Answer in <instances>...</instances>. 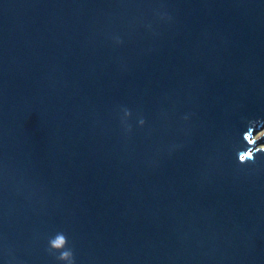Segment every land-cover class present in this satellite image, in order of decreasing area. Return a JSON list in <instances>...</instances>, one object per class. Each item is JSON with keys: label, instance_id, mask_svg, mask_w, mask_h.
Returning a JSON list of instances; mask_svg holds the SVG:
<instances>
[{"label": "water", "instance_id": "water-1", "mask_svg": "<svg viewBox=\"0 0 264 264\" xmlns=\"http://www.w3.org/2000/svg\"><path fill=\"white\" fill-rule=\"evenodd\" d=\"M248 120L264 0H0V264H264Z\"/></svg>", "mask_w": 264, "mask_h": 264}, {"label": "clouds", "instance_id": "clouds-1", "mask_svg": "<svg viewBox=\"0 0 264 264\" xmlns=\"http://www.w3.org/2000/svg\"><path fill=\"white\" fill-rule=\"evenodd\" d=\"M246 131L242 133V141L243 144L241 148L236 151V159L239 164H248L254 163L256 155L259 153H264V147H262V143H258V141L264 139V137H260L258 140L253 141L251 139H246V136L250 133L253 136H256L261 130H264V126H260L258 120H248L245 123ZM259 128V130H255ZM67 243V237L63 233H59L56 238L50 241V244L59 249L63 245ZM73 253L71 249H65L59 252V255L56 259H65L69 256H72Z\"/></svg>", "mask_w": 264, "mask_h": 264}]
</instances>
